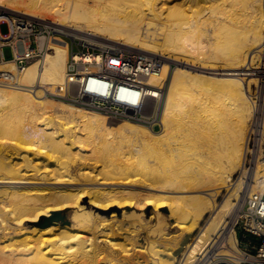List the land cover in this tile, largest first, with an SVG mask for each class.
<instances>
[{"label":"bare ground","instance_id":"1","mask_svg":"<svg viewBox=\"0 0 264 264\" xmlns=\"http://www.w3.org/2000/svg\"><path fill=\"white\" fill-rule=\"evenodd\" d=\"M233 2L258 28L242 42L220 12L196 16L200 4L215 13L223 0H0V23L30 18L162 59L149 83L166 88L161 120L135 123L47 97L65 79L68 43L60 37L40 40L52 53L39 68L31 53L24 67L0 63V75L18 85H0V264H177L181 253L182 264H198L227 231L236 247L238 207L251 189L264 193V160L247 176L244 168L254 121L264 148V0ZM175 126L204 140L189 165H161L182 148ZM237 170L244 177L235 181ZM223 187L229 194L219 203ZM64 210L76 227L55 221Z\"/></svg>","mask_w":264,"mask_h":264},{"label":"built area","instance_id":"2","mask_svg":"<svg viewBox=\"0 0 264 264\" xmlns=\"http://www.w3.org/2000/svg\"><path fill=\"white\" fill-rule=\"evenodd\" d=\"M4 23L8 25L6 34L1 31ZM56 37L67 41L69 58L63 83L46 90L50 100L123 121L152 125L161 120L166 88L151 85L149 80L160 71L162 59L120 44H94L72 38L30 18L17 17L13 22L0 23V48L10 47L17 53V44L25 45V52L21 56L15 55L19 66L24 67L29 53H44L39 50L42 38ZM31 40L35 45L29 43ZM0 85L18 87L13 79L3 75H0ZM256 124L254 121L247 146L245 168L248 171L259 158L264 160L262 150L259 151L263 135ZM233 232L235 248L229 244L227 231L198 264H264L263 192L251 189L246 193L233 219Z\"/></svg>","mask_w":264,"mask_h":264},{"label":"rangeland","instance_id":"3","mask_svg":"<svg viewBox=\"0 0 264 264\" xmlns=\"http://www.w3.org/2000/svg\"><path fill=\"white\" fill-rule=\"evenodd\" d=\"M206 4H204V3H202V4H200L199 6H197L196 8H195V11H197L196 12V16H199V17H203V16H205L206 15V17H209L210 15H217L219 12L221 13V17H222V20L225 22V23H228V24H231L232 25V27L234 28V30H235V32L232 34V35H235V38L237 39V40H239V42H242V41H244V40H247L248 38H251L254 34H257V32H258V28L257 29H255V30H252V28H251V19L247 16V13H248V10L247 9H245L244 8V6H243V4H242V2L240 3V2H233V0H223V3L220 5V7H219V9H218V11L217 12H211V11H209L207 8H206ZM262 13H263V17H264V8H262ZM209 19V18H208ZM210 20V19H209ZM1 31H2V33H4V34H6L7 32H8V25L6 24V23H4L3 25H2V27H1ZM263 32H264V26H263ZM207 36V37H206ZM205 41H204V40ZM66 41V40H65ZM145 41H147V39H145ZM239 42H237V43H239ZM199 43L201 44V45H203V46H205V49H206V51H208L210 48H211V50H212V40H211V37L210 36H208V35H203V36H201L200 37V40H199ZM204 43V44H203ZM207 43V44H206ZM237 43H235V44H237ZM206 44V45H205ZM233 47V46H232ZM39 50H44V53L42 54H38V55H32L31 54V57L33 58V59H35L36 60V62H37V64H38V68L42 65V63H43V61H44V59H45V57L48 55V54H51L52 53V51L51 50H47L46 48H41L40 46H39ZM211 50H209V51H211ZM18 51L20 52V53H24L25 52V45L21 42V43H19V45H18ZM201 56H199V57H202L203 55L201 54V53H199ZM198 54V55H199ZM13 54H12V51H11V49H7L6 50V52H5V56H6V58H10L11 56H12ZM197 55V54H196ZM68 56H69V49H68ZM260 59V58H259ZM15 65L17 66V63H15ZM172 66H173V68H172V70L174 71L175 70V66H176V64H172ZM178 66L179 67H181V66H183V65H180V64H178ZM18 67V66H17ZM2 69H5V67H0V70H2ZM65 71H66V69H65ZM30 85H33V84H30ZM42 85H43V87H45V88H54L52 85H47V84H45V82L43 81L42 82ZM168 92V91H167ZM252 94H253V96L252 97H254V95H257V93H256V87L253 85L252 86ZM255 98V97H254ZM44 99H42V101H43ZM255 100H256V98H255ZM256 101H258V100H256ZM258 105H260V102H258ZM4 108V106H2V107H0V112H3V109ZM88 112H90V113H92V112H94V111H90V110H88ZM177 127H179L178 125H176ZM175 126V127H176ZM182 126V125H181ZM175 128L174 129V133H172V136L174 135V137L177 135L178 136V138H179V143L181 144V145H179V143H176V142H178L177 141V138H176V142L174 141L175 140V138L174 139H172L173 137L172 136H170L171 137V141L173 140L177 145H179L180 147H182L178 152H177V154L175 153H169V154H167L166 155V153H165V158H167L166 160V163H164L165 162V160L163 159L164 157V155H162V161L163 162H161V163H163V164H161V165H189V163H192L193 162V156L195 155V154H197L198 153V145H196L197 144V142H202V141H204L203 139H202V137H200L199 135H192V134H188L187 132L185 133V129L184 128H182V127H180V128ZM178 129V130H177ZM184 129V130H183ZM177 131V132H176ZM184 131V132H183ZM176 136V137H177ZM197 136V137H196ZM200 137V138H199ZM195 138H198V139H201V140H198L197 139V141H196V143H194V140L193 139H195ZM264 146V145H263ZM263 154H262V156L261 157H264L263 155H264V148H263ZM173 156H172V155ZM171 156V157H170ZM196 156V155H195ZM31 157H33V155H31ZM172 157L174 158V159H172ZM169 158V159H168ZM172 160H171V159ZM40 160L38 161H36V162H40L39 164L40 165H44L45 164V162H47V160L43 157V158H39ZM42 159V160H41ZM168 160H170V162L171 163H169L168 162ZM42 161V162H41ZM43 161H44V163H43ZM221 161V162H220ZM262 160L260 159V162H261ZM215 163H213L212 165H221V163H222V160H221V158H219V159H216L215 161H214ZM261 164V163H260ZM254 167H255V165H254ZM254 167L250 170V171H248V169L247 168H245V165H244V168H245V170H246V173H245V176H247V174L249 173V172H253V170H254ZM41 168V167H40ZM43 169H41V171H42ZM241 177H244V174H243V172L241 171V170H237L236 171V173L233 175V179L235 180V181H238ZM239 178V179H238ZM97 183H99V182H97ZM231 182H228V184H230ZM95 186H97V187H101V188H119V187H121V185H118V184H110L109 186H111V187H109L108 185L107 186H105V185H99V184H97V185H95ZM125 187V186H124ZM136 188V187H135ZM139 189H143V188H139ZM146 190V189H145ZM229 194V191H228V187H223L222 188V190L220 191V196H219V203H222V202H224V200L226 199L225 197H227V195ZM224 199V200H223ZM89 200H90V197H87V198H85V203L84 204H86L87 206H88V202H89ZM90 206V205H89ZM92 211H95V208H90ZM113 209H116V207H113ZM165 209H168V208H164L163 209V211H166ZM149 210H152V209H149ZM67 212H68V210H64V211H60V212H58V216H57V219L55 220V221H61V222H63V223H65V224H72V227H76L77 225L73 222V223H70V219L69 218H67ZM121 212H122V210H121ZM151 212L149 211L148 212V214H150ZM210 216V214H208V216L206 217V219L205 220H203L202 221V226H204L205 224H206V221H207V218ZM121 217H122V215H121ZM174 221V220H173ZM172 222V221H171ZM46 225V223H41L40 225H39V230L40 229H42L44 226ZM172 231H174L175 232V234H178L180 231H178V230H176V229H172ZM199 231H200V228H197L195 231H194V234L191 236V237H189L188 238V242H193L194 240H195V238H196V236L198 235V233H199ZM120 237H122V235H120V234H118V235H115V238L116 239H118V238H120ZM101 239H103V241L101 242V244L102 245H104V244H106V239H104V238H101ZM7 243H10L9 241H5V244H7ZM188 245V244H187ZM185 246L184 247V252L189 248V246ZM182 259H183V253H181L179 256H178V261H177V264H182Z\"/></svg>","mask_w":264,"mask_h":264},{"label":"crops","instance_id":"4","mask_svg":"<svg viewBox=\"0 0 264 264\" xmlns=\"http://www.w3.org/2000/svg\"><path fill=\"white\" fill-rule=\"evenodd\" d=\"M1 27H2V25H1ZM29 43L32 44V45H35V42L33 40H31ZM18 45H19V43L17 44V53H15L14 50L12 48H10V47H2V48H0V63H3L5 61L14 60L16 54H19V55L21 54L22 55L23 53H20L18 51ZM7 49H11V51H12L13 55L10 58H6V56H5V52H6Z\"/></svg>","mask_w":264,"mask_h":264},{"label":"water","instance_id":"5","mask_svg":"<svg viewBox=\"0 0 264 264\" xmlns=\"http://www.w3.org/2000/svg\"><path fill=\"white\" fill-rule=\"evenodd\" d=\"M166 210V209H165Z\"/></svg>","mask_w":264,"mask_h":264}]
</instances>
